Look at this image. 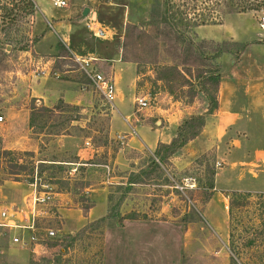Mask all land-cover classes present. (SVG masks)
Returning <instances> with one entry per match:
<instances>
[{
	"label": "crops",
	"instance_id": "0c3cea01",
	"mask_svg": "<svg viewBox=\"0 0 264 264\" xmlns=\"http://www.w3.org/2000/svg\"><path fill=\"white\" fill-rule=\"evenodd\" d=\"M92 2L93 0H68V6L59 12L60 8L53 6L51 0H32L33 8L28 15L31 44L28 45V50L23 51L24 61L17 65V62L13 63L9 59L8 62L13 63L12 67L3 71L4 75L0 77V113L7 118L14 115V119L22 116L23 112L28 116L32 110L21 106L19 108L15 101L21 97L18 93L20 89H23L20 93L22 99H34L41 106L53 108L62 101L76 105L86 113L92 107L91 91L85 84L88 77L84 72V62L88 61L85 69L101 72L115 84L117 112L110 113L108 137L121 140L113 166L118 171L125 172L136 165L137 161L131 158L133 152L142 151L145 147L154 152L159 144L169 143L184 118L175 117L179 115L173 109L174 104L169 109L162 110L169 116L167 123L156 121L154 127L149 122L139 121L134 110L127 112V108L123 106L125 95H130L132 103L138 97L134 87L135 67L122 61L121 52L112 47L114 31L97 21L98 12L91 6ZM85 7L88 8L86 16L83 15ZM93 20L96 22L94 25L106 31L104 37H96L87 28L86 24ZM201 28L203 27L199 29ZM246 32L231 33L218 29L212 34L201 36L209 40L230 38L247 45L238 58L230 53H224L218 58L221 77L217 91V108L212 113H207L206 105L198 112L205 119L203 129L168 157L172 166L181 171L206 152H213L216 164L214 186L208 189L210 193L206 199L200 201L199 207L200 221L208 227L211 234L203 231L202 227V231L192 230L190 225L194 223L187 225L180 220L137 218L125 219L119 225L109 219L115 222V229L108 239L103 235L100 264H234L230 252L225 255L221 248L209 251L210 255L206 256L205 252L195 256L190 250L196 249L198 241L203 247L208 239H219L226 247L231 193H264V150L255 147L250 155V150L243 149V154L239 157L230 156L233 150L241 147L242 141L249 138L250 125L255 127L254 130L264 128V45L255 43L257 39L243 38L247 35ZM128 75L130 77L126 79ZM123 83L124 86H120ZM120 106L124 108L123 113L119 112ZM89 120L90 117H87L82 121L76 120L75 123L82 129ZM29 123L28 120L27 127L31 130ZM53 137H56L54 141H57L58 146L72 150L76 158L72 162L74 165H95L92 159L98 151L89 142L90 137L82 140L69 133ZM237 165L240 167L235 169ZM89 168L83 169V180L86 182L81 190V193L88 196L91 204L86 212L79 203H72L71 191L60 190L53 195L50 205L55 211L53 215L57 214L63 220L69 233L102 218L94 211L98 201L106 207V215L108 212L107 184H112L115 177L110 176L106 182L102 180L94 184L95 175ZM246 179L248 182L243 185ZM32 189L30 183L24 184L20 181L8 185L0 184V211L4 208H19L25 212L27 207L24 200ZM46 209H42L41 218L51 216L49 208ZM14 214L17 219L21 216L18 211ZM4 230L0 229V233ZM192 231H195V235L198 233L196 238ZM8 233L13 237V230ZM12 237L7 244H3L0 239V264H30V247L13 243Z\"/></svg>",
	"mask_w": 264,
	"mask_h": 264
},
{
	"label": "rangeland",
	"instance_id": "374dc122",
	"mask_svg": "<svg viewBox=\"0 0 264 264\" xmlns=\"http://www.w3.org/2000/svg\"><path fill=\"white\" fill-rule=\"evenodd\" d=\"M12 1L17 0H0V16L2 8L6 5L9 6ZM91 6L98 12L97 21L114 31L111 45L121 52V57L131 58L139 53L144 55V52L150 53L149 55L155 53L158 56L156 64L147 63L145 59L137 63L122 60L135 67L136 96H146L148 100L147 108L137 110L130 95L124 93L123 106L127 108V112L134 110L139 121L149 122L154 127L156 121H160L162 124L167 123L169 116L166 111L162 110L169 109L171 104H174L173 109L179 115V117L175 116L177 119L198 115L197 113L206 107V95L201 92L194 94L196 88L191 82H194L195 79L193 76H189L182 66H178V71L187 78V82L182 79L173 80L170 76L168 80L162 78L164 77L161 76L162 69L174 65L166 57L163 49L158 47L153 52L150 51V46H145L144 48L147 49L145 51L142 47L133 50L130 46L125 45L128 23L137 25L147 32L150 31L147 21L154 7V0H93ZM63 9L65 8H60L58 11L61 12ZM263 14L264 10L225 14L214 24L204 25L206 27L202 26L201 30L199 29L201 26L196 28V38L204 40L202 35L212 34L218 29H224L231 33L247 31V35H244L243 38L257 39L258 42L255 43L264 45V31L259 26V20ZM29 32L30 18L26 16L19 18L11 30L13 38L0 35V50L5 53L3 58H0V77L4 75L3 71L12 67L14 62H17L18 65L24 61V50H18V47L20 49L27 47L28 50V45L31 44ZM236 34L234 33V35ZM231 40L229 38L228 40L213 41H228L230 43ZM228 46L233 49L237 48L231 44ZM9 59L13 63L8 62ZM129 77V75L126 76V79ZM85 84L91 91L92 98L90 102L92 107L87 109L86 113L82 110L76 111L62 107V111L52 112L53 114L50 112L48 117H36L37 121L31 130L27 127L28 118L31 116L30 109H33V113H35L42 106L34 99H22L20 93L23 89L18 90L21 97L15 100L17 106L27 108L30 112L28 116L25 114L26 112H23L22 116L16 119H14V115L8 118L4 116V121L0 123V184L8 185L19 181L27 184L33 179L32 181L37 183V188L40 190H47L53 195L56 191L68 190L72 192L70 196L73 198V204L86 205L90 203V200L88 196L81 193L82 186L86 182L83 180V169L87 168L88 170L90 167L89 171L95 175L97 181H94V184L102 180L106 182L110 176L115 177L114 182L107 186L111 199L113 203L119 205L121 214L136 215L138 218L180 220L187 225L194 223L190 225L192 230L202 231L200 230L202 227L203 231L211 234L208 227L200 221L199 207L200 201L206 199L210 193L205 186L210 176L209 167H216L215 162L213 163L211 159L213 153H208L205 158L202 157L199 161H194L188 168L177 171L169 162L168 156L162 163L159 158L154 156L153 151H148L145 147L142 151L133 152L131 158L137 162L132 169L125 172L118 171L113 166V160L121 146V140L116 141L108 137L110 113L117 111L104 101L88 78L85 80ZM120 86H124V83ZM209 87L211 88L209 93L213 94V85H209ZM117 104L118 99L115 97L114 105ZM57 106L58 104L53 108H57ZM119 112H124L122 106L119 107ZM74 117L81 121L83 118L90 117V120L85 122L84 128L81 129L75 123L76 120H71ZM43 118L46 124L41 128ZM258 124L262 123L258 122ZM252 127V125L249 126V138L242 141L241 147L233 150L230 156L239 157L243 154V149L250 150V155L253 154L252 150L255 147L264 150V128L254 130L255 127L253 129ZM59 131L76 135L82 140L87 136L90 137L89 142L98 151L92 159L95 165L86 167L74 165L72 162L76 161V158L72 150H69V147L58 146L57 141H54L56 137L54 138L53 135ZM26 135L27 138H25ZM152 159L158 163V168L152 165ZM239 167L237 165L235 169ZM32 170L33 173H31ZM129 181H132V184ZM244 182L243 185H246L248 179ZM82 198L84 201L81 203L79 199ZM100 202L96 203L94 211L98 216L106 217V207ZM50 205L52 202L41 209L47 208L46 210H48L49 208L51 216L39 218L37 224L43 229L52 228L56 231V236L48 240L51 241L48 247L39 243L32 245L31 249L28 248L30 262L33 260L36 264H100L102 237L106 235L108 239L113 235L115 222L106 219V223L101 228L86 224V230L82 236L78 233L80 229L69 233V228L63 220L57 214L53 215L55 211ZM192 233L196 238L198 233L196 235L195 231ZM11 237L12 234H9L6 229L0 233L3 244H7ZM225 243L226 247L219 239H208L202 247L198 241L195 245L196 249L193 248L190 251L195 256L205 252L206 256L210 255L209 251L221 248L225 255L230 252L229 255L232 256L234 264H264V193L239 192L230 195L228 239ZM62 248L64 252L60 253Z\"/></svg>",
	"mask_w": 264,
	"mask_h": 264
},
{
	"label": "trees",
	"instance_id": "16d2710c",
	"mask_svg": "<svg viewBox=\"0 0 264 264\" xmlns=\"http://www.w3.org/2000/svg\"><path fill=\"white\" fill-rule=\"evenodd\" d=\"M33 8L31 0H17L12 1L10 5L4 6L2 14L0 16V35L8 38L12 37L11 30L18 22L19 18L28 16ZM264 10V0H154V7L150 12L147 25L150 31L140 29L141 27L128 23L126 25L125 45L130 46L133 50L137 47H142L147 50L146 47H151L150 51L155 52L158 47L163 49L174 65L172 67H166L163 70L161 76L163 79L168 80L169 76L175 79H182L187 82V78L178 71V66H182L186 69V73L189 76H193L195 79L194 84L196 90L194 94L201 92L206 95L207 98V113H212L218 105L217 91L221 77V68L218 64V58L224 53H230L233 57L238 58L246 48V43H240L236 41H213V40H198L196 38L195 30L200 26L207 24H214L218 22L225 14H237L247 12H258ZM13 38V37H12ZM258 42V41H256ZM228 44L237 47L235 49L227 47ZM27 47H23L18 50H26ZM4 52L0 50V58H3ZM150 53H139L134 57L127 58L121 57L124 61H132L137 63L138 61L145 59L147 63H157L158 56ZM161 78V77H160ZM209 85H213V94L209 93L211 88ZM193 94V96H194ZM57 108H48L42 106L33 113L29 119L30 126L33 128L36 117H48L49 113L55 111H62V107L67 109H73L79 111L80 108L73 104L64 103L59 101ZM41 111V112H39ZM38 115V116H35ZM71 120H77V117ZM45 120L41 122V128L45 127ZM63 125V124H62ZM205 125V119L202 115H192L182 120L181 124L176 129L175 137L167 144H159L154 151V156L159 158L164 163L165 158L180 148H182L188 141L196 137ZM57 134H65L59 131ZM208 151L201 155L200 158L206 157ZM212 162L214 163V154H212ZM91 162V161H87ZM152 165L158 168V163L152 159ZM209 180L206 182V188H213V176L214 168L209 167ZM33 173V170L31 171ZM31 179L29 183H33ZM132 184V181H129ZM237 194L236 192L231 193ZM229 195V197H230ZM82 203L84 198L79 199ZM91 206L90 203L81 205L84 212ZM136 215L126 216L121 214L118 204L113 203L110 194L108 195V212L106 217L99 218L95 221L87 223V225H96L98 228L104 226L106 219L116 221L117 224L122 225L125 219H137ZM146 218V217H145ZM86 230V225L81 227L79 234L81 236ZM103 238V237H102ZM50 239H46L37 244L42 243L45 247L51 244ZM64 249H60V253H63ZM102 252V245H101ZM101 255V253H100ZM36 261V260H35ZM100 263V261H99ZM30 264H36L33 260ZM59 264V263H58Z\"/></svg>",
	"mask_w": 264,
	"mask_h": 264
},
{
	"label": "built area",
	"instance_id": "2783aa9c",
	"mask_svg": "<svg viewBox=\"0 0 264 264\" xmlns=\"http://www.w3.org/2000/svg\"><path fill=\"white\" fill-rule=\"evenodd\" d=\"M32 1V0H31ZM53 6L57 8H66L68 0H51ZM95 20L87 23L86 26L93 32L96 37H104L107 33L104 29L94 25ZM96 23V22H95ZM259 26L264 31V14L260 17ZM88 66V61L84 62V67ZM83 67V68H84ZM84 68L89 81L95 89L100 93L106 103L112 108L116 109L114 100L116 97V87L110 77L103 73L95 71H88ZM137 110H142L148 107V100L146 96H138L134 100ZM4 121V115L0 113V123ZM31 192L25 197L24 204L27 207L25 212L21 209L4 208L0 211V228L7 231L13 230L14 235L12 242L23 247H31L37 242L51 239L56 236V231L52 228H42L38 226L37 220L41 218V207L49 205L53 200V194L47 190H40L37 188V183L34 181ZM20 212L21 216H15L14 212Z\"/></svg>",
	"mask_w": 264,
	"mask_h": 264
},
{
	"label": "water",
	"instance_id": "95a60500",
	"mask_svg": "<svg viewBox=\"0 0 264 264\" xmlns=\"http://www.w3.org/2000/svg\"><path fill=\"white\" fill-rule=\"evenodd\" d=\"M87 13H88V8L85 7L84 10H83V15L86 16Z\"/></svg>",
	"mask_w": 264,
	"mask_h": 264
}]
</instances>
